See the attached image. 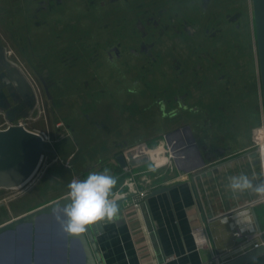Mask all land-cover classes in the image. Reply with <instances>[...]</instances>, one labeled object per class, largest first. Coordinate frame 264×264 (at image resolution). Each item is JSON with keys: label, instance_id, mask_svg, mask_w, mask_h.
<instances>
[{"label": "rangeland", "instance_id": "374dc122", "mask_svg": "<svg viewBox=\"0 0 264 264\" xmlns=\"http://www.w3.org/2000/svg\"><path fill=\"white\" fill-rule=\"evenodd\" d=\"M25 2L1 0L0 43L14 52L25 71L35 78L40 87L44 99V107L39 108L42 115L36 121H28L26 126L29 130L49 135L53 145L46 146L56 151L58 161L53 162L55 155L48 157V154L43 158L33 180L24 187L11 191L0 190V224L31 210L60 192L67 190L68 193V184L73 179H84L92 171L99 172L107 168L111 175L116 176L118 170L115 169V158L122 152L121 147L114 144H121L126 138L131 140L127 141L128 144L138 140L136 144L146 143L156 147L164 139V131L158 134L157 140H145L158 133V128L168 121L158 118L157 108L150 107L156 83L154 78L140 75L138 70L123 71L119 60L109 63L104 56L106 43L110 47L119 46L121 30L128 31L124 21L130 19L132 11L121 10L120 14L117 5L102 13L77 8V12H70L72 27L69 23H62L66 21H63L64 15L61 13L62 21L45 26V33L41 37L38 25L27 24L21 17L23 6L30 5ZM71 2L72 0L69 3ZM70 10L69 6L67 11ZM84 21L86 24H83ZM68 26L72 30L70 38L66 37ZM102 27L104 28L100 30ZM125 41L127 39L123 40ZM128 62L135 64L134 68L139 66H136L137 63H141L137 59ZM43 71L47 72L45 81L50 85L47 88L49 97H46L42 84L38 81ZM134 79L142 80L138 84L141 89L126 93L121 86H128L129 81ZM171 79L160 81L158 87L166 85ZM146 85L149 86L148 89L144 88ZM181 86L179 82L173 81L167 88L169 95ZM247 98L248 104L244 110L249 113L254 107L250 89ZM34 115H37V111ZM3 118L0 115V125L5 122ZM254 120L250 119L251 123ZM96 124L102 129H98ZM163 162L164 160L150 161L138 168L140 171L150 170L156 163L164 164ZM46 163L50 165L47 167ZM162 169L158 174L149 175L152 183L156 179H167L175 170L172 161L167 166H162ZM122 183L123 181H118L116 188L122 186ZM58 225L53 217V222H47L43 232L38 229L37 259L40 251L44 250L41 252V264L65 262L63 239L52 234ZM41 239L45 244L44 248L40 246ZM29 247L30 240L26 238L22 228L15 233L6 234L0 239V264H29L26 254ZM69 264H80V257L74 246H71Z\"/></svg>", "mask_w": 264, "mask_h": 264}, {"label": "crops", "instance_id": "0c3cea01", "mask_svg": "<svg viewBox=\"0 0 264 264\" xmlns=\"http://www.w3.org/2000/svg\"><path fill=\"white\" fill-rule=\"evenodd\" d=\"M150 1L155 2L156 9L169 8L172 2L174 5L183 2V0ZM59 21L56 18L43 22L35 19L28 20L27 24L38 25V28L35 27L39 29L42 37L45 26H52ZM63 21L66 22L62 23L66 25L69 23L72 27L73 20L70 14ZM83 24H86L85 21ZM71 34L72 30L68 26L66 37L70 38ZM239 51L236 60L240 59L242 51L246 52L244 54L246 60L239 65V71L245 65L253 82L246 84L242 79L236 78L234 85L231 83L226 86L221 83L215 86L209 93H202L203 96L195 106L203 108L207 114L182 115V118H178L177 124L175 120L173 123L175 126L181 123V126H190L205 165L195 172H186L178 170L173 163L174 172L170 173L167 179L150 182L152 188L149 192L159 187L171 188L150 198L147 196L139 211L128 208L122 200L117 201L120 207L119 218L110 224L101 222L91 227L92 238L102 264H214L215 258L224 263L252 248L254 243L261 242V237L264 236V204L260 201L262 196L252 191L233 194L226 188L228 177L241 173L248 175L250 179L254 178L253 183L256 185L264 180L263 175L262 177L259 175L261 172L264 174V164H261L260 157L253 158L249 155L256 137L263 138V134L260 135L258 131L261 122L255 110L258 87L255 80L253 49L247 46ZM249 89L254 107L247 113L244 108L248 104ZM179 90H174V94L182 92ZM252 118L255 119L254 123L250 121ZM167 128L171 129V125L168 124ZM244 153L248 154L242 158ZM256 160L259 161L258 166L255 165ZM157 161L162 162L163 159ZM115 164L118 172L114 177L120 183L122 167L117 161ZM49 165L46 163L47 167ZM162 171V167H159L151 170L150 175ZM118 188L119 186L115 187L113 192ZM65 194L67 190L42 201L38 206ZM251 209L254 210V215ZM228 210H232L230 213L234 214V217L225 218L228 216ZM246 210L249 213H246ZM249 218L255 233L251 234L249 239L234 236L232 226L245 228ZM197 228L202 229L199 236L195 235ZM246 264H264V255Z\"/></svg>", "mask_w": 264, "mask_h": 264}, {"label": "flooded vegetation", "instance_id": "af4514ba", "mask_svg": "<svg viewBox=\"0 0 264 264\" xmlns=\"http://www.w3.org/2000/svg\"><path fill=\"white\" fill-rule=\"evenodd\" d=\"M24 2L30 4L28 7L23 6L24 12L21 17L23 16L24 21L38 19L43 22L55 18L61 20V13L64 20L71 11L77 12V8L86 12L96 10L102 13L117 5L120 14L121 10L132 11L130 19L124 21L128 31L121 30L119 46L110 47L106 43L104 56L109 63L119 60L123 71L138 70L140 75L151 76L156 82L150 107L157 108L158 118L168 121L158 128V133L155 132L156 134L145 142L157 140L156 137L162 131L169 133L178 126L182 127V123L176 125L177 127L172 124L174 120L182 118V115L207 114L203 108L195 107L203 96L202 93H209L221 83L226 86L231 83L234 85L236 78L251 84L253 79L246 71L245 65L239 71V65L246 60L244 56L246 52L242 51L240 59L236 60L239 50L247 46L253 49L255 63V80L258 87L256 115L260 122L264 117L252 0H183L169 8L158 9L154 7L155 2L150 0H72L71 3L70 0H24ZM69 6L71 10L67 11ZM102 29L103 27L100 28ZM124 39L127 41L123 42ZM1 46L5 48L2 44ZM131 58L141 61L136 64L138 67L134 68L135 64L128 62L132 60ZM168 78L172 79L159 88L160 79L162 81ZM46 79L47 72L43 71L38 81L44 91L45 86L48 89L50 87L46 84ZM140 81L142 80H130L128 86L121 88L130 94L141 89L138 85ZM173 81L182 85L180 88L182 92L177 95L174 93L169 95L167 89ZM35 82L37 83L36 80ZM144 88L148 89L149 86L146 85ZM203 88L207 90L204 91ZM175 105L178 107L173 108ZM0 115L4 117L2 113ZM168 124L171 125V129L167 128ZM96 126L102 129L101 126L97 124ZM127 141L131 140L125 138L121 144L114 145L121 147L123 152L138 142L136 140L128 144Z\"/></svg>", "mask_w": 264, "mask_h": 264}, {"label": "water", "instance_id": "95a60500", "mask_svg": "<svg viewBox=\"0 0 264 264\" xmlns=\"http://www.w3.org/2000/svg\"><path fill=\"white\" fill-rule=\"evenodd\" d=\"M252 6L264 106V0H252ZM45 92L49 97L47 86H45ZM35 106L36 96L32 85L23 70L6 57L5 48L0 44V113L3 114L5 121L9 124L5 128H0V190L11 191L28 184L39 170L44 156L48 154L56 155L54 149L46 146L47 143L40 134L17 123L18 119L28 118L34 111ZM164 139L169 144L173 163L178 170L195 172L205 165L204 157L199 146L195 143L189 125L173 129L164 135ZM250 152L251 157L258 158L259 152L256 148L251 149ZM246 154L248 153H244L242 158ZM160 155L157 154V156ZM127 157H130V153L127 154ZM115 159L120 167L129 164L133 168L150 161L147 156H143L139 161H133L132 159L127 163L123 153L116 155ZM258 164L259 161L256 160L255 165L258 166ZM259 175L261 177L263 175L264 179L262 172ZM263 182L264 180H262ZM170 188H156L148 194V198L167 192ZM66 203H68L67 194L1 223L0 239L6 234L15 233L22 228L25 231L26 238L30 240V247L26 252L29 264H38V262L41 264V252L44 250L40 251L39 259H37L36 238L39 233L38 229L40 228L43 232L44 228L47 227V222L48 224L53 222L51 214L53 208L62 207ZM251 211L254 215V210L251 209ZM56 228L57 230L52 231V234L59 239H63L65 245L64 264L70 262L71 246H74L78 251L80 264H102L95 241L92 238L91 227L85 233L75 237L64 233L60 224ZM40 243V246L44 248L45 244L42 239ZM262 255H264V244L250 248L221 264H246ZM36 259L38 262H36Z\"/></svg>", "mask_w": 264, "mask_h": 264}, {"label": "clouds", "instance_id": "9594fccd", "mask_svg": "<svg viewBox=\"0 0 264 264\" xmlns=\"http://www.w3.org/2000/svg\"><path fill=\"white\" fill-rule=\"evenodd\" d=\"M253 179L243 173L229 176L226 188L233 194L252 191L264 196V183L256 185ZM116 185L117 178L107 168L99 172L92 171L84 179H73L68 184V203L53 208L51 214L62 231L74 237L98 223H113L120 214L113 192Z\"/></svg>", "mask_w": 264, "mask_h": 264}, {"label": "built area", "instance_id": "2783aa9c", "mask_svg": "<svg viewBox=\"0 0 264 264\" xmlns=\"http://www.w3.org/2000/svg\"><path fill=\"white\" fill-rule=\"evenodd\" d=\"M5 55L10 61L16 63L23 70L28 81L32 85V88H33L35 96H36V106H35V110L33 111V113L26 119H18L17 120V123H19V124L23 125L25 128H27L26 123L28 121H36L42 115V112H40L39 108L42 109L44 107L43 106V100L44 99L40 93V90H39L37 83L35 82V78L32 75H30L27 71H25L24 67L21 65L19 60L15 57L14 52L11 49L6 48L5 49ZM36 111H37V115H34V113ZM8 125H9L8 122L5 121L3 123V125H0V128H5ZM59 126L60 125H58V127ZM33 131L40 134L47 144H50V146L53 145L51 143V139H50L48 134H46L44 132L37 131V130H33ZM258 131L260 132V135L263 134V138L260 139V137H259V139H258L256 137V141H255L253 148L254 149L256 148L258 150V152H259L258 158L260 157V159L263 163L264 162V117L261 119V125H260ZM159 148H161V151H159L157 154H161L158 157L164 160V162H163L164 164H161V163L157 164L156 163L154 165L153 169H157V168L162 167V166H167L173 160V157H172L171 152H170L169 144L165 141V139H163L159 143V145L156 147H149L146 145V143H138V144L124 150L122 153H123V155H125V159H126L127 163H128V161H130L132 159H133V161L134 160L139 161V159H141V157H143V156H147L151 162H155L156 160H154L152 158V154L154 153V151L156 149H159ZM128 153H130L129 158L127 157ZM46 156H44V158ZM53 158H54L53 162L58 161V158L56 157V155ZM121 169L122 170H121L119 177H121L123 183H122V186H120L117 190L114 191V193L116 194L115 198L117 201L122 200L128 208H132L135 211H139V209H141V207H143L144 201H145L146 197L148 196V194L150 193L149 190H151V188H152L151 187L152 185H150L151 178L149 175H150L151 170H153V169L140 171L139 168H133L129 164H126ZM67 195H68V193H67ZM260 201L264 204V196H262L260 198ZM246 211H244V212H246ZM227 212H228L227 213L228 216L225 217L226 219L234 217V214L230 213V212H232V210H228ZM246 213H249V211H247ZM232 228L234 229L233 235L236 237H245V238L249 239L250 235L251 234L253 235L255 233L253 225H252V221L250 218H249L248 224L246 223L245 228H237L236 225H233ZM201 232H202V229L197 228L195 230V235L199 236ZM262 237H261V239H262L261 242L260 243H254L252 248L258 247L259 245L264 244V236L262 235ZM214 260H215L214 264H221V262L217 261V258H215Z\"/></svg>", "mask_w": 264, "mask_h": 264}, {"label": "bare ground", "instance_id": "6f19581e", "mask_svg": "<svg viewBox=\"0 0 264 264\" xmlns=\"http://www.w3.org/2000/svg\"><path fill=\"white\" fill-rule=\"evenodd\" d=\"M159 151H161V149H156L155 151H154V153L152 154V158L154 159V160H160L161 158H159L158 156H157V153L159 152ZM14 190V189H13Z\"/></svg>", "mask_w": 264, "mask_h": 264}]
</instances>
